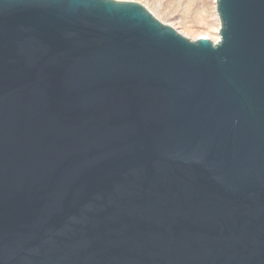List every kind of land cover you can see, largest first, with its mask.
Returning a JSON list of instances; mask_svg holds the SVG:
<instances>
[{
  "label": "water",
  "instance_id": "obj_1",
  "mask_svg": "<svg viewBox=\"0 0 264 264\" xmlns=\"http://www.w3.org/2000/svg\"><path fill=\"white\" fill-rule=\"evenodd\" d=\"M216 6L0 0V264H264V0Z\"/></svg>",
  "mask_w": 264,
  "mask_h": 264
},
{
  "label": "rangeland",
  "instance_id": "obj_2",
  "mask_svg": "<svg viewBox=\"0 0 264 264\" xmlns=\"http://www.w3.org/2000/svg\"><path fill=\"white\" fill-rule=\"evenodd\" d=\"M144 5L158 20L183 36L195 40L198 34L217 42L221 21L216 0H119Z\"/></svg>",
  "mask_w": 264,
  "mask_h": 264
},
{
  "label": "bare ground",
  "instance_id": "obj_3",
  "mask_svg": "<svg viewBox=\"0 0 264 264\" xmlns=\"http://www.w3.org/2000/svg\"><path fill=\"white\" fill-rule=\"evenodd\" d=\"M201 36H204V37H208L207 35H204V34H198V36L196 37V39H198L199 37H201ZM220 32H219V37H218V40H217V42L220 40ZM195 39V40H196Z\"/></svg>",
  "mask_w": 264,
  "mask_h": 264
}]
</instances>
